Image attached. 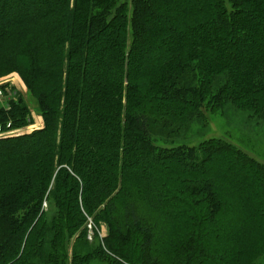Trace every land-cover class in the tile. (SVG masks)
<instances>
[{
    "label": "trees",
    "instance_id": "1",
    "mask_svg": "<svg viewBox=\"0 0 264 264\" xmlns=\"http://www.w3.org/2000/svg\"><path fill=\"white\" fill-rule=\"evenodd\" d=\"M0 67L21 72L44 123L0 138V264H64L87 218L106 251L73 264H235L247 237L264 243V165L217 138L148 136L200 122L204 104L264 113V0H0ZM31 114L18 96L0 125L23 130ZM105 177L127 192L100 209ZM173 179L200 182L185 193L204 200Z\"/></svg>",
    "mask_w": 264,
    "mask_h": 264
},
{
    "label": "rangeland",
    "instance_id": "2",
    "mask_svg": "<svg viewBox=\"0 0 264 264\" xmlns=\"http://www.w3.org/2000/svg\"><path fill=\"white\" fill-rule=\"evenodd\" d=\"M23 1V0H18ZM125 1V0H124ZM127 2L130 0H126ZM15 7L10 6L7 12H5L6 18H10ZM195 60V59H193ZM192 60L193 63H197ZM90 72H87V74ZM175 80L179 82V88H189L195 85L196 77H193L189 74L188 77L181 76L180 74H175ZM164 79V78H163ZM0 90L4 95L10 98L12 103L17 101V97H21L22 103H24L29 110L31 111V121L32 124L27 127V129L22 132L31 133L32 130L42 128L43 121L40 114H38V101L32 96L31 90L28 88V85L21 74L17 70L5 71L0 67ZM205 102L208 100V97L203 99ZM262 109L257 108L255 110H245L244 108H236L231 105H227L225 108L210 110L206 104L202 107V117L200 122H194L193 124L181 125V126H172L163 124L151 126L150 137L151 142H155L159 146L167 145L174 146V144H196L203 142L205 139L217 138L224 142H229L239 147L243 152H245L248 157L253 158L260 164L264 165V113H261ZM149 122V121H147ZM65 167V166H62ZM55 172L56 174L57 170ZM50 185L54 183L52 179ZM172 180V179H171ZM108 178H104L103 184L107 185V192H103V197L99 198L104 199V204L100 206V209L105 207L107 203L112 200H125V190H121L122 187L118 183L111 184ZM171 182V181H170ZM170 182H166L169 184ZM173 184L181 190L180 192H175V194L184 199L193 205L196 202H201L204 200L202 195H191L188 196L185 193V190H193L194 188L201 187V183L193 180H183V179H173ZM188 187V188H187ZM128 196L131 197V200L135 202V209L138 211V215L141 218H144L148 215L146 208L140 203L138 199L137 192L134 189H128ZM105 195V197H104ZM43 208L47 209V201L43 200ZM84 215V214H83ZM85 230V237L79 239L76 242L77 235L67 238L65 240L66 247V256L62 257L64 264H73V256L77 255L82 258L88 253L93 252L94 249L100 248L101 250L106 251L104 247V239L107 236V228L102 225L99 230H97L91 218L86 219V223L81 226ZM95 231V232H94ZM96 235V236H95ZM249 241L244 244H240V250H244L243 254L238 257L235 264H264V243L259 245L258 239L256 237H247ZM243 243V242H242ZM103 262V263H102ZM29 264H43L40 260H34ZM76 264H107L106 261H96L94 256H91L88 261L76 262Z\"/></svg>",
    "mask_w": 264,
    "mask_h": 264
},
{
    "label": "built area",
    "instance_id": "3",
    "mask_svg": "<svg viewBox=\"0 0 264 264\" xmlns=\"http://www.w3.org/2000/svg\"><path fill=\"white\" fill-rule=\"evenodd\" d=\"M11 103L10 98L3 94L0 90V109L4 111L9 110V104ZM21 131L12 129L11 122L5 124V126L0 125V138H6L11 136L20 135Z\"/></svg>",
    "mask_w": 264,
    "mask_h": 264
},
{
    "label": "bare ground",
    "instance_id": "4",
    "mask_svg": "<svg viewBox=\"0 0 264 264\" xmlns=\"http://www.w3.org/2000/svg\"><path fill=\"white\" fill-rule=\"evenodd\" d=\"M36 130V129H35Z\"/></svg>",
    "mask_w": 264,
    "mask_h": 264
}]
</instances>
